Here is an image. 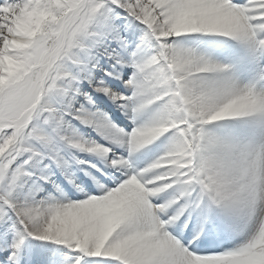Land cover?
<instances>
[{"label":"clouds","instance_id":"obj_1","mask_svg":"<svg viewBox=\"0 0 264 264\" xmlns=\"http://www.w3.org/2000/svg\"><path fill=\"white\" fill-rule=\"evenodd\" d=\"M116 9L139 29L142 46L125 49L126 58L108 53L132 68L122 81L127 94L105 81L93 91L134 127L126 132L83 105L71 116L105 144L75 131L58 98L71 83V65L97 36L94 22ZM0 28V165L15 160L13 153L42 155L49 139L39 130L63 122L52 163L83 193L72 199L50 179L51 191L18 199L24 232L75 252L72 264H264V0H27ZM205 39L238 44L256 69L242 78L235 63L202 46ZM37 137L39 147L29 143ZM153 146L156 154L137 166ZM62 149L125 179L107 187L81 168L99 189L88 193L70 171L88 161L68 160ZM192 204L232 247L189 250L205 231L198 222L184 243L188 221L180 222V208Z\"/></svg>","mask_w":264,"mask_h":264},{"label":"snow or ice","instance_id":"obj_2","mask_svg":"<svg viewBox=\"0 0 264 264\" xmlns=\"http://www.w3.org/2000/svg\"><path fill=\"white\" fill-rule=\"evenodd\" d=\"M26 4L27 0H0V25L9 24L13 16L17 14L18 10L22 9ZM119 12L120 10L116 9L112 14L101 15L94 22L97 36L92 46L80 54L79 61L71 65V74L69 77L71 83L67 87L64 97L79 94V88L77 87V84L83 79H88L89 86L92 89H94V86H96L98 83H102L104 81L99 80L93 83L91 78L78 75L77 71H74H82L84 64V60L82 58L91 57L93 50L100 47L103 41H115L117 47L122 50L128 48V40L121 34L122 29L117 26L124 20L128 21V17L123 14H118ZM131 25L133 24L128 21V26ZM3 30V28H0V32ZM137 44H141L142 46L141 42H137L136 45ZM113 50L117 51V48L109 46L104 49L103 55L108 60L112 61L113 68L112 72H106L105 74L115 79H120L121 77L117 73L116 68L117 66L125 67L126 65L123 63L117 64L113 59V56L108 55V53H112ZM84 100L88 104L93 103L89 95L84 94ZM68 108L70 111H65L69 113V116L79 115L76 110L81 109V107L76 108L74 105L69 104ZM81 112H83V109H81ZM39 131L41 134L48 137L49 150H43L42 155H37L29 160V156H31L32 153L23 151V148L29 147V144H25L21 149L23 154L18 155L13 153V155L16 156L15 160H12V158L9 157L8 159L10 164L0 165V228L4 229L5 233L10 232L13 237L11 243V253H5L4 256H0V261H4L5 264H19L18 256L20 250L24 245L25 240L29 237H32L23 231V226L20 224L19 215L16 209L17 201L20 198L34 194L35 190L44 188L45 185L49 184V180L52 179V161L54 158L58 159L56 154L58 151V145L60 143V135L64 133L65 129L63 127V122L58 123L56 121H51L50 123L43 125ZM38 138L39 137H37V139H31L29 143L39 147L37 144ZM45 159L50 161V163L44 164L43 161ZM24 161H27V163L25 164ZM45 165H49V167L45 168ZM123 179H125V177L121 176L120 180ZM25 180L28 181L27 184H24ZM155 202L158 203L160 201ZM180 212L183 213V215L180 217V222L184 223L186 221L182 220V218L185 216L188 217L187 221H189L195 214L199 224L203 226L205 230L202 235L203 238L201 237L191 245H188L189 250L198 254L218 252L210 246L213 243L212 239L210 238L211 229L215 227L213 221L201 214L196 204H192L191 206L186 205L185 207L180 208ZM192 235L193 230L189 229L188 234L184 237V243L186 245L188 240L191 239ZM40 264H48L47 259L44 258L41 260Z\"/></svg>","mask_w":264,"mask_h":264},{"label":"bare ground","instance_id":"obj_3","mask_svg":"<svg viewBox=\"0 0 264 264\" xmlns=\"http://www.w3.org/2000/svg\"><path fill=\"white\" fill-rule=\"evenodd\" d=\"M117 26L120 29H122L121 34L123 36H125V38L128 40L127 51H131L135 47L136 43L138 42V37L140 35L139 29L135 25L128 26V22L126 20H124L122 23L118 24ZM109 46L113 47V48H117V51L120 52L121 55L126 58L127 53L125 52V50L119 49L117 47L115 41H103L102 45L100 47L93 50L91 57L82 58L84 60L82 71H78V70H74V71H77L78 75L91 78L93 83L98 81L99 77L101 76L102 73L109 72V70L112 68V65H111L112 61L108 60L103 55L104 49L106 47H109ZM203 46L210 48L215 53V55H217L219 58H222L224 55L225 59L231 60L230 62L235 63L237 66V72L239 75L245 71H249L250 67L257 64V61L252 60L248 56V54L245 52V50L241 46H239L238 44H236L234 42L223 43L220 40L205 39L203 41ZM111 78L113 79V77H111ZM111 78H109V79L105 78L104 79L105 83L113 84V85H114V83L116 84L117 79H114L115 81H113ZM120 82H121V80H120ZM88 86H89L88 79H83L81 82H79L77 84V87L79 88V94H74V95H71L68 97L58 98L59 99L58 106L64 110H66V111H70V109L68 108L69 104L74 105V107H76V108H79L82 105L85 107L86 103L84 100H82V97H84V94H87V95L92 94L91 90L83 91L85 88L88 89ZM109 107L111 108V106H109ZM115 108L118 109L116 111V114L119 117H122L123 114H122L121 109L117 108L116 106H115ZM115 108H111L113 110V112H115V110H114ZM111 109H108V110H111ZM66 119L70 122L72 128L75 125L78 126L76 129V131L78 133L82 132L81 133L82 135H84V136L86 135L85 132L89 129L85 125L80 123V121L73 119L71 116H66ZM127 119H122L121 121L119 120V122L122 124V126H120V127L123 128V125L128 124V123L131 124L130 126L133 125V123L129 119L128 120ZM111 120H112V118H111ZM130 126H129V128H130ZM90 134L93 136V139L97 140L98 142L105 143V144L107 143L106 141L102 140L101 137H99L95 131L91 132ZM151 149H154V148L152 147ZM116 151L118 154H122V155L125 154V151L123 149H116ZM62 154L70 159V155L79 154V153L76 152L74 149L73 150L62 149ZM137 157L139 158V163L142 161H144L146 163L148 160H150L153 157V155L151 154V150H147V151L139 154ZM95 161H97V160L95 159ZM49 163H50V161H49ZM137 166H138V164H137ZM56 170H58L56 168V166L54 164L51 165L52 179L57 184L59 181H62L60 186L67 193V195L70 198H72V197L81 198L83 193L76 191L75 188H73V189H66L65 188V186L68 182L65 179L64 180L60 179L59 175L56 174ZM101 170H102L103 174L100 175V177H103L102 182L104 183V185L106 186V184H108V183L112 185V182L114 180H116L115 177H117L119 173H114L112 170L104 171L103 168H101ZM54 172L56 175L53 174ZM78 184H80L84 188V190H86V192H88V193L99 194V192H96V191H99V189L97 190L96 188H94V186L92 188V186L90 185V181L88 179H84V181H82V182L80 181ZM85 186H91V187H85ZM107 187H108V185H107ZM194 217H195V214L193 215L192 218H194ZM185 219L187 220L188 217L185 216ZM213 223H214L215 227H213L211 230L214 229V231H211V233H210V238L212 239L213 243L210 246L212 247V246H214V244L217 245L219 243L225 244L226 238L224 239L222 233L219 232L218 225L216 224V222L213 221ZM188 229L189 228L185 229V234H188L187 233ZM206 229H207V226H206ZM12 238L13 237H12V234L10 232L5 233V230L0 228V244L6 243L9 245L6 247L2 246L0 248V250L3 251V253L0 252V256H2V255L4 256L5 253H9V254L11 253ZM52 245H55L54 242L39 241V240L34 239L33 237H29L28 239L25 240V243L22 246L23 250L25 248L27 252L25 253V255H23V252H24L23 250L19 253V256H18L19 264H40V261L43 260L44 258L47 259L48 264H54V262H55V264H57L59 261H55V256L53 255V253L54 252L58 253L59 251H57L58 249L57 250L54 249ZM47 248L50 251L49 255L46 254V252H48V251L44 250ZM59 250L61 252H63V250H64L66 253H68V250H65V249H62V250L59 249ZM72 254L71 255L68 254V255L73 256ZM0 264H5V262L0 261ZM64 264H67V263H64Z\"/></svg>","mask_w":264,"mask_h":264},{"label":"rangeland","instance_id":"obj_4","mask_svg":"<svg viewBox=\"0 0 264 264\" xmlns=\"http://www.w3.org/2000/svg\"><path fill=\"white\" fill-rule=\"evenodd\" d=\"M127 67V66H126ZM87 137H90V136H87ZM55 244V243H54ZM57 245V244H56ZM57 246H61L62 247V245H57ZM64 247V246H63ZM62 247V248H63ZM66 250V249H65ZM69 251V250H68ZM73 254V256H75V253L74 252H72ZM64 254H66L65 252L63 253V254H59L58 256H57V260L59 261L57 264H64V263H66L67 262V264H72V258H73V256H69V258L70 257H72L71 259H69V261H66V260H68V259H65V258H63L65 255Z\"/></svg>","mask_w":264,"mask_h":264}]
</instances>
